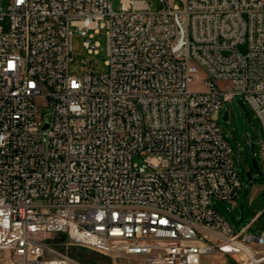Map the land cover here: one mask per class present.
I'll use <instances>...</instances> for the list:
<instances>
[{
    "label": "built area",
    "instance_id": "2783aa9c",
    "mask_svg": "<svg viewBox=\"0 0 264 264\" xmlns=\"http://www.w3.org/2000/svg\"><path fill=\"white\" fill-rule=\"evenodd\" d=\"M113 1L0 0L1 264H87L54 237L129 264H264V231L212 205L242 187L216 122L236 97L264 171V0ZM100 30L106 70L73 74L74 35L97 53Z\"/></svg>",
    "mask_w": 264,
    "mask_h": 264
},
{
    "label": "rangeland",
    "instance_id": "374dc122",
    "mask_svg": "<svg viewBox=\"0 0 264 264\" xmlns=\"http://www.w3.org/2000/svg\"><path fill=\"white\" fill-rule=\"evenodd\" d=\"M5 1L6 0H2V4H4ZM144 1H146L150 7L154 5L159 6L157 0ZM174 2L180 3L178 0ZM113 9H119L118 0L113 1ZM82 40L83 37L78 34L73 37L72 55L74 61L70 63L69 70L73 74L92 71L98 73L104 72L106 70L104 64L106 58L104 31L100 30L93 35V41L98 43L97 53H89L82 46ZM190 87L192 89H200L201 85L198 82H193ZM236 100L241 117L245 123V132L241 134L238 131L233 110L229 108L228 104L223 106L216 122L222 131L224 139L232 149V156L242 180V187L234 200L227 201L212 198V205L215 206L234 232L240 231L243 226L249 223L250 225L247 228V233L259 235L264 231V171L261 169L257 156V141L260 137L259 121L254 116L248 104L243 102L239 97H236ZM37 102L41 104L42 100L38 99ZM227 108H229L230 116L228 120H223L221 114ZM44 112H46V110ZM244 144H249V156L247 161H245L242 156V146ZM133 159L134 161H140L138 157H134ZM253 217L254 219L251 221ZM49 244L87 264H129L130 261L126 258H112L93 250L73 245L65 237H54L53 241ZM1 263H3V258L0 259V264ZM200 264H233V262L228 258H224L219 253H213L205 256Z\"/></svg>",
    "mask_w": 264,
    "mask_h": 264
},
{
    "label": "water",
    "instance_id": "95a60500",
    "mask_svg": "<svg viewBox=\"0 0 264 264\" xmlns=\"http://www.w3.org/2000/svg\"><path fill=\"white\" fill-rule=\"evenodd\" d=\"M231 108H232L233 113H234L236 127H237L238 131L242 134L245 131V123L241 117L239 107L234 101H232L231 102ZM221 117L223 120L228 119V111L226 109L223 111V114ZM242 156H243L245 161L248 160V156H249V145L248 144H244L242 146Z\"/></svg>",
    "mask_w": 264,
    "mask_h": 264
},
{
    "label": "crops",
    "instance_id": "0c3cea01",
    "mask_svg": "<svg viewBox=\"0 0 264 264\" xmlns=\"http://www.w3.org/2000/svg\"><path fill=\"white\" fill-rule=\"evenodd\" d=\"M255 216H256V214H255ZM254 216V217H255ZM254 217L251 219V221L254 219ZM220 255H222V254H220ZM224 258H228V259H230L231 261H232V259L231 258H229V257H227V256H225V255H222ZM233 262V261H232Z\"/></svg>",
    "mask_w": 264,
    "mask_h": 264
}]
</instances>
